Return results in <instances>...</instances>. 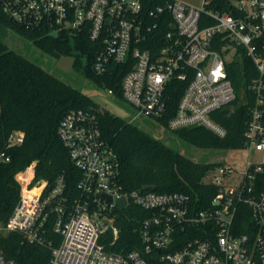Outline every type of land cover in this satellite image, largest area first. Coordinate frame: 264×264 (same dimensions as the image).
I'll return each mask as SVG.
<instances>
[{
    "label": "built area",
    "instance_id": "obj_1",
    "mask_svg": "<svg viewBox=\"0 0 264 264\" xmlns=\"http://www.w3.org/2000/svg\"><path fill=\"white\" fill-rule=\"evenodd\" d=\"M208 4L209 0L200 7L183 0H0V13L59 36L86 34L97 47L93 68L98 74L109 72L114 63L128 68L121 88L134 110L129 121L145 116L160 124L168 110L169 89L176 87L173 82H186L165 126H204L225 136L226 129L212 114L236 99L227 63L239 54L238 46L258 68L252 88L264 89V0H235L230 12ZM163 25L170 28L160 36L156 31ZM218 34L229 38L223 51L213 47ZM261 103L252 110L243 147L231 150L246 151L249 158L241 164L221 162L207 175L206 182L219 189L207 208H198L182 192L125 190L119 158L95 116L83 110L69 113L60 122L59 134L82 172L80 196L68 203L64 176L50 188L47 180L33 184V176L25 185L20 181V201L7 222L0 223V233L20 231L31 242L45 243L47 224L55 214L52 228L62 239L57 245L50 240L49 264H264V161L251 158L264 151ZM24 137V132H14L9 143L21 144ZM122 197L126 205L120 207ZM129 205L148 213L139 219L142 248L107 251L100 239L107 232L118 238V220ZM241 212L249 216L245 232H239ZM181 233L189 235L177 246L184 239ZM0 264H17L1 246Z\"/></svg>",
    "mask_w": 264,
    "mask_h": 264
},
{
    "label": "trees",
    "instance_id": "obj_2",
    "mask_svg": "<svg viewBox=\"0 0 264 264\" xmlns=\"http://www.w3.org/2000/svg\"><path fill=\"white\" fill-rule=\"evenodd\" d=\"M235 0H209L208 7L220 11H232ZM0 21L10 30L30 40L44 52L56 57L74 55V64L83 68L87 78L103 89H113L117 101L123 98L121 83L128 68L112 64L109 72L98 74L93 66L97 47L86 34L50 36V30L30 27L13 21L0 13ZM170 26H161L156 31L163 35ZM229 43L225 34L216 35L213 47L223 51ZM152 52L154 47L146 46ZM239 54L228 61V73L236 89V99L215 111L213 118L226 129L220 136L204 126L183 127L170 130L165 125L175 113L186 82L174 81L169 89L170 100L165 116L160 119L164 127L185 143L214 151H231L243 147L245 132L252 118V110L259 104L264 113V89L257 92L252 88L259 76L254 60L244 47L238 46ZM83 110L95 116L103 138L116 152L120 161V182L127 191L146 190L153 186L159 192H182L191 197L198 208H207L218 193L217 186L206 182L211 170L221 161H198L190 158L172 145L145 130L137 122L124 119L102 107L92 96L67 83L42 65L12 49L0 39V223H5L21 198V183L25 170L35 162L36 183L41 179L53 186L59 176L66 182L65 194L72 202L80 196L78 188L81 170L72 161L60 134L61 120L69 113ZM24 132L21 144L11 145L10 135ZM3 154V157H2ZM9 160L6 161L5 158ZM30 168V167H29ZM28 168V169H29ZM27 169V170H28ZM66 203V205L68 204ZM147 211L129 205L121 211L118 225L120 233L114 239L111 232L105 233L100 242L110 252L130 251L142 248L143 239L139 231V219ZM56 215L47 224V241L31 242L20 231L0 233V246L17 264H49L52 246L62 236L53 231ZM249 216L238 215L239 232H245ZM183 240L189 235L181 233ZM205 237L204 235H201ZM176 246V247H177Z\"/></svg>",
    "mask_w": 264,
    "mask_h": 264
},
{
    "label": "rangeland",
    "instance_id": "obj_3",
    "mask_svg": "<svg viewBox=\"0 0 264 264\" xmlns=\"http://www.w3.org/2000/svg\"><path fill=\"white\" fill-rule=\"evenodd\" d=\"M195 6H202L204 0H183ZM0 39L8 44L12 49L24 54L32 61L39 63L48 71L54 73L67 83L84 91L92 96L100 105L114 114L129 119L133 108L125 101H117L106 89L95 85L89 78L86 77L83 68L74 64V55H62L60 57L53 56L44 52L42 49L33 44L30 40L20 36L14 31L8 29L0 21ZM136 122L145 130L154 134V136L163 139L168 144L180 150L185 155L198 161H221V162H236L242 163L243 159H248L250 154L243 150L235 151H214L210 149L200 148L194 145L185 143L181 139L175 137L170 131L160 126L154 119L141 116ZM254 160L264 161V151H256L251 156ZM30 167V168H29ZM25 170L17 174L24 173L22 183L25 185L27 181L35 176V162ZM29 168V169H28ZM28 169V170H27ZM32 172V173H31ZM19 180V178H18ZM45 180V179H41ZM39 180V181H41ZM21 181V180H19ZM38 182V181H37ZM36 182V183H37ZM21 183V182H20ZM35 184V182H34Z\"/></svg>",
    "mask_w": 264,
    "mask_h": 264
},
{
    "label": "water",
    "instance_id": "obj_4",
    "mask_svg": "<svg viewBox=\"0 0 264 264\" xmlns=\"http://www.w3.org/2000/svg\"><path fill=\"white\" fill-rule=\"evenodd\" d=\"M49 35L53 36V37H59V33L57 31H53ZM148 188L152 189L153 186H149ZM109 198H111V197L109 196ZM118 203H119L120 207L125 206L126 205V198L122 197V198L118 199Z\"/></svg>",
    "mask_w": 264,
    "mask_h": 264
},
{
    "label": "bare ground",
    "instance_id": "obj_5",
    "mask_svg": "<svg viewBox=\"0 0 264 264\" xmlns=\"http://www.w3.org/2000/svg\"><path fill=\"white\" fill-rule=\"evenodd\" d=\"M32 173V172H31Z\"/></svg>",
    "mask_w": 264,
    "mask_h": 264
}]
</instances>
